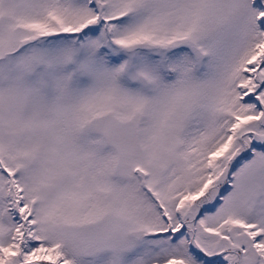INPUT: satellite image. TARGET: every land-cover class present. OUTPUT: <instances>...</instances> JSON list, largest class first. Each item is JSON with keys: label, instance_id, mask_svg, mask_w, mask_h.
Instances as JSON below:
<instances>
[{"label": "snow or ice", "instance_id": "snow-or-ice-1", "mask_svg": "<svg viewBox=\"0 0 264 264\" xmlns=\"http://www.w3.org/2000/svg\"><path fill=\"white\" fill-rule=\"evenodd\" d=\"M0 264H264V0H0Z\"/></svg>", "mask_w": 264, "mask_h": 264}]
</instances>
